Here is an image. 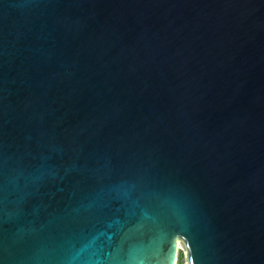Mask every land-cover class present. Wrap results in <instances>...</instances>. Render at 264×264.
<instances>
[{
  "label": "water",
  "instance_id": "95a60500",
  "mask_svg": "<svg viewBox=\"0 0 264 264\" xmlns=\"http://www.w3.org/2000/svg\"><path fill=\"white\" fill-rule=\"evenodd\" d=\"M132 201L146 264H264V0H0V264H111Z\"/></svg>",
  "mask_w": 264,
  "mask_h": 264
},
{
  "label": "snow or ice",
  "instance_id": "6c2138e0",
  "mask_svg": "<svg viewBox=\"0 0 264 264\" xmlns=\"http://www.w3.org/2000/svg\"><path fill=\"white\" fill-rule=\"evenodd\" d=\"M121 191L125 197H128L132 189L126 186H121ZM136 208H140L141 217L138 225H133L128 232L124 233L119 244H117L116 254L110 257L111 264H146L148 257L140 254L141 245L137 242V234L145 226H150L152 229L160 227V214L153 209L152 214L149 215V208L141 206L138 201H132ZM145 222H150L146 225Z\"/></svg>",
  "mask_w": 264,
  "mask_h": 264
},
{
  "label": "rangeland",
  "instance_id": "374dc122",
  "mask_svg": "<svg viewBox=\"0 0 264 264\" xmlns=\"http://www.w3.org/2000/svg\"><path fill=\"white\" fill-rule=\"evenodd\" d=\"M182 248L183 250H181ZM177 264H187L186 249L183 244L179 245V254H178Z\"/></svg>",
  "mask_w": 264,
  "mask_h": 264
},
{
  "label": "bare ground",
  "instance_id": "6f19581e",
  "mask_svg": "<svg viewBox=\"0 0 264 264\" xmlns=\"http://www.w3.org/2000/svg\"><path fill=\"white\" fill-rule=\"evenodd\" d=\"M181 250H183V248Z\"/></svg>",
  "mask_w": 264,
  "mask_h": 264
}]
</instances>
